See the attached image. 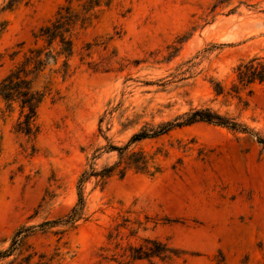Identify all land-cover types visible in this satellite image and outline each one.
<instances>
[{"label": "rangeland", "instance_id": "374dc122", "mask_svg": "<svg viewBox=\"0 0 264 264\" xmlns=\"http://www.w3.org/2000/svg\"><path fill=\"white\" fill-rule=\"evenodd\" d=\"M83 1L0 0V80L51 53L29 130L0 97V264H264V89L228 91L264 0ZM66 6L68 54L39 34Z\"/></svg>", "mask_w": 264, "mask_h": 264}, {"label": "trees", "instance_id": "16d2710c", "mask_svg": "<svg viewBox=\"0 0 264 264\" xmlns=\"http://www.w3.org/2000/svg\"><path fill=\"white\" fill-rule=\"evenodd\" d=\"M99 0H84L81 4L82 16L80 21L83 22L88 18V13L92 7L97 6ZM73 12L68 6L60 7L56 12V17L49 24L39 29V34L44 38L47 45H49L55 38L58 39L59 52L68 54L70 52V39L65 36V32L68 31V27L73 19ZM42 50L39 48L28 50V55L23 58L20 65L16 66L7 75L0 80V97L6 101L18 102L20 107V113L22 114V120L19 122L23 130H29L30 121L32 120L35 108L42 97V92L34 89L31 85V81L26 79L20 72H23L25 67L31 65L32 69L38 68L51 56L50 50L43 53V59H40ZM237 84H232L229 88V92H237L238 85L246 86L251 83L261 84L264 89V57H252L247 61L240 63L235 68ZM222 87L217 84L215 92H221ZM187 123L195 120H201L216 125H230L236 124L223 117H220L216 113H212L208 109L194 110L188 119ZM145 133H138L132 136L133 139H140L145 137ZM258 142L264 143V140L257 137ZM90 174L88 172H82L78 180V186L83 179ZM168 251L163 245L156 251L157 254ZM138 252L148 255L147 251L139 250ZM139 254V253H138ZM138 256V255H136Z\"/></svg>", "mask_w": 264, "mask_h": 264}]
</instances>
